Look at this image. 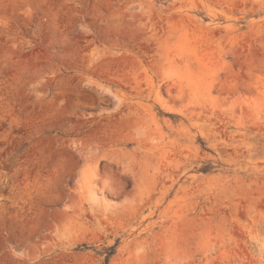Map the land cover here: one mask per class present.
Returning <instances> with one entry per match:
<instances>
[{
  "label": "rangeland",
  "instance_id": "374dc122",
  "mask_svg": "<svg viewBox=\"0 0 264 264\" xmlns=\"http://www.w3.org/2000/svg\"><path fill=\"white\" fill-rule=\"evenodd\" d=\"M0 264H264V0H0Z\"/></svg>",
  "mask_w": 264,
  "mask_h": 264
}]
</instances>
